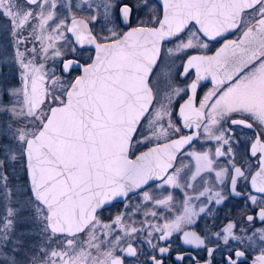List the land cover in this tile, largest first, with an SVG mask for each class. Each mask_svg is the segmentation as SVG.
Instances as JSON below:
<instances>
[{"label": "snow or ice", "instance_id": "1", "mask_svg": "<svg viewBox=\"0 0 264 264\" xmlns=\"http://www.w3.org/2000/svg\"><path fill=\"white\" fill-rule=\"evenodd\" d=\"M33 6L39 11L34 12ZM102 6L107 20L114 5L109 0ZM56 7V0H23V3L0 0V15L8 18L14 30L22 29L34 20L33 31L39 28L43 33L51 28L57 35H49V40L66 39L60 32L65 27L63 21H56ZM120 12L127 22L131 8L122 5ZM65 30L75 36L81 47L86 43L93 45L94 58L84 64L78 60L63 61L65 73L81 69L82 74L67 84L58 77L51 78L52 86L49 87L43 65L25 62L23 53L18 52L23 84L21 89L13 91L18 97L19 110L13 107L11 114L23 119L25 126L17 128L13 134L18 145L16 150L0 149L3 153L0 156V194L6 200H11L14 195L6 169L10 161L18 159V153L25 161L30 203L42 224L41 231L49 241L54 240L59 245L58 248H42L41 259L37 261L34 257L32 264H123V260L113 254L120 237L112 236L107 240L112 226L101 223L98 210L117 197H127L130 192L143 188L151 180H163L172 187H181L182 169H176L170 175L168 171L173 168L176 154L195 136L170 139L171 133H179L181 129L172 123L171 112L164 105L160 110L150 111L155 99L150 76L162 43L181 37L182 33L188 34V38L181 37L176 51H200V54L188 57L180 73L182 77H187L192 70L195 73V79L189 85L191 95L179 107L183 127L199 129L203 125L206 135L223 144H228L229 138L223 130L219 135L216 131L217 126L222 128L221 122L226 118L232 125L254 130L250 155L256 157L257 162L247 165L250 168L247 175L245 164H233L231 170L215 171V176L221 184L227 176L236 195H241L236 192L238 179L250 177L252 190L261 197L249 195L248 199L259 208V220L264 221V0H163L162 16L123 33L111 30V36L100 41L83 21L73 19ZM237 30H240L238 39H225L222 47L208 54L209 42ZM55 55H61L60 51L56 50ZM208 79L213 88L196 106L198 85ZM180 91L173 88L170 95H179ZM234 114H239V118H233ZM165 115L169 117L167 127L160 123ZM145 120L151 137L145 135L138 139V131ZM255 128L260 131L256 132ZM161 137L166 142L141 150V144L152 143L153 138L159 141ZM231 151L229 147L227 152L230 154ZM191 155L196 161L192 179L202 171H214L215 160L209 153ZM215 155L223 156L225 152L218 147ZM214 197L217 204L224 199L219 191ZM144 199L151 201L153 198L145 191ZM191 199L188 197L183 202L182 214L163 224L150 226L160 233L158 239L168 241L173 233H182L184 244L205 249L208 257L221 247L222 241L228 246L229 254L221 264H239L245 252L233 250L230 243L243 240L234 234V223H228L221 232H213L211 236L185 230L186 225H192L199 213L205 211L204 207L195 211ZM171 200L169 195L154 203L170 210ZM13 215L14 211L9 207L0 228L3 264H18L15 255L6 253L14 254L22 245L19 238L11 235ZM151 215L155 217L157 213ZM253 219V216H247L249 223ZM114 223L126 234L137 231L123 225L119 216ZM260 239L264 240V231ZM124 251L129 256L136 255L131 244ZM170 251L171 245L159 247L161 256ZM152 260L153 264H163L156 256ZM176 260L183 262L185 256L178 254ZM205 264H212V260H206ZM253 264H264V250Z\"/></svg>", "mask_w": 264, "mask_h": 264}, {"label": "flooded vegetation", "instance_id": "2", "mask_svg": "<svg viewBox=\"0 0 264 264\" xmlns=\"http://www.w3.org/2000/svg\"><path fill=\"white\" fill-rule=\"evenodd\" d=\"M68 4L65 1L61 2L59 9L57 10V16L62 18L66 15V12L72 13L73 16L69 17L65 27L68 26L69 22L73 19H79L84 21L87 28L91 30L92 34L97 37L100 41L103 37H110L111 30L118 33H123L128 31L133 27H137L141 24L149 23L150 19L154 20L157 16H162L163 10V0H110L114 7L108 13V19H105V9L101 6L92 5H79L77 0H70ZM109 2V0H106ZM66 3V6H65ZM122 5H127L131 8V13L129 15L128 21L125 22L124 18L120 12ZM93 17L96 19L93 20ZM247 19V17H246ZM64 27V33L66 36L65 44L59 45L62 52L66 54V60H78L80 64L86 62H91L90 58H93L95 50L92 48L82 47L78 48L68 35ZM240 35V30L234 33H229L224 38H218L217 41L209 42L210 47L208 54H212L216 49H218L224 42L225 39H238ZM181 37L186 40L188 34L182 33ZM181 37H174L173 39L163 42L161 45L160 55L156 66L154 67L153 74L150 76V83L153 80L154 73H156L163 57L166 55L177 56L179 59V64L174 67V82L175 86L181 87L183 89V96L181 100L174 107L172 117L174 118L177 127L180 125L176 119V113L178 106L186 99L188 92L187 86L193 78V72L191 71L187 77H182L180 73L183 71L184 61L191 55L200 54L197 49H187L184 51H176L177 46L181 43ZM75 49V51H73ZM171 50V51H170ZM63 65V63H62ZM62 65L60 67V72L62 75L67 77H72L73 80L78 75V70L65 73L63 71ZM213 85L206 83L202 85L196 92L195 103L196 106L199 105L200 100L211 91ZM153 94L155 97V92L153 89ZM155 101V99H154ZM153 101V104H154ZM233 118H239V114H234ZM222 128L217 126L218 131L223 130L226 138H229L228 144H223L221 141H211L207 136H203V125L201 128L197 129V136L193 142L182 152H180L174 162L173 168L168 172L172 174L176 169H182L180 185L181 187H172L171 189L165 188L161 189L160 184L164 181L160 180L153 184L148 185L136 194L128 196L123 202L114 203L111 206L97 212V216L101 223L108 224L112 226V232L107 240H111L112 236H119L120 242L116 246L114 255L120 257L123 260V264H153L152 257L163 260V264H196V261H200V264H205L208 259L212 260V264H221V261L226 257L228 253V246L223 245L221 241V247L217 248L212 257H208L207 251L205 249H197L191 245H186L182 242V233H173L170 240L161 241L158 239L160 233L155 232L150 226L163 224L166 221L174 219L177 215L183 212V200L188 197H192L190 200L191 205L194 210L199 212L200 207H204L205 211L199 213L195 218V222L192 225H186V231H195L197 234H205L211 236L213 232H221L228 223H234L236 227L233 232L236 236L243 237L242 242L230 241L233 250H240L245 252V256L241 257L239 264H253L258 256L261 255L262 250H264V240L260 239L261 232L264 231V221H260L258 217L259 208L251 203L248 199L249 195H256L260 199L261 194L255 193L251 188L250 177L248 180L244 178H239L236 185V192L241 193V195H236L232 192L230 181L227 176H225L224 183L221 184L217 181L216 177L213 176L211 172L204 171L195 179H191V172L194 169L195 163H192L188 158H185V154L190 149L195 148L198 151L207 150V147L214 150L217 147L220 148L225 155L219 156L214 164V169L219 171L221 168L231 170L233 164L240 166L245 164V173L247 175L250 170L247 165L256 164V157H251L250 155V144L254 139L253 129H247L242 126L232 125L230 119H225L221 122ZM256 132H259V128H255ZM191 134V131H184L181 129L179 133L171 136L170 139H175L181 136H186ZM204 137V138H203ZM166 140L159 143H164ZM155 146V144L143 147L141 150H146L148 147ZM231 147L232 151L229 154L227 150ZM192 165L191 171H185V165ZM234 174V173H233ZM191 184L192 187H187ZM206 189L208 192H206ZM171 192L172 200L170 202L169 208L162 207H151V209H145L141 205L140 201L136 199L138 209L132 211L129 207L124 210L118 211L120 206H124L125 203L132 204L133 198L139 197L145 191H149V195L153 199H157L165 192ZM219 191L224 199L220 204L215 201L214 193ZM204 193L203 195H200ZM211 197V199H209ZM152 212H156L157 215L154 217L151 215ZM253 216L254 219L251 223L248 222L247 216ZM122 217L123 221L127 223V227L136 228L135 233L128 232L127 234L121 229L119 225H116L113 221L117 217ZM128 223H131L128 225ZM152 232L149 236L148 233ZM104 239V237H101ZM212 239H215L213 236ZM149 240L151 243H149ZM131 244L136 250L135 256H129L126 254L124 249ZM152 245H157L158 247L153 248ZM171 245V251L168 254L161 256L159 253V247H168ZM210 247H215V245H209ZM45 247L58 248L54 240L47 243ZM43 247V248H45ZM42 250V249H41ZM223 250V255L221 251ZM184 255L185 260L183 262L176 260V255ZM42 256V252H41Z\"/></svg>", "mask_w": 264, "mask_h": 264}, {"label": "rangeland", "instance_id": "3", "mask_svg": "<svg viewBox=\"0 0 264 264\" xmlns=\"http://www.w3.org/2000/svg\"><path fill=\"white\" fill-rule=\"evenodd\" d=\"M63 1L68 4L71 2L70 0H56L57 7L54 11L56 21H63L65 25L69 17L73 16V14L71 12L68 13L67 11L66 15H64L62 18L57 16V10L59 9L60 3ZM20 2L23 3V0H20ZM105 2L106 0H77V4L83 6L89 4L101 6ZM33 10L34 12L39 11V9L35 8V6H33ZM35 23L36 21L33 20L30 23L25 24L22 29L14 30L8 18L0 15V149L10 148L12 150H16L18 145L13 134L17 128H22L25 126V121L23 119L14 118L11 114V109L13 107H16V109L19 110V104L17 103L18 97L13 95V91L21 89L23 84V69L20 63V58H18V52L23 53V59L25 62L32 61V63L36 66L43 65V71L47 73L46 79H48L49 87L52 86L51 78L58 77L59 80L64 84H67L68 81L72 79V77L62 75L60 72V67L63 61L66 59V54L65 52L61 51L59 45L65 44L66 39L49 40L47 38L49 35L55 37L57 33L53 32L51 28L46 29V31L43 33L39 28L33 31V25ZM53 27H55V24H53ZM60 32H62L64 37H66L64 33V27L60 29ZM56 50H59L61 55H55ZM178 59L179 58L177 56L166 55L163 57L159 67L156 70V73H154V78L151 80V86L155 92V101L152 108L150 109L151 112H155L160 110L161 105H164L171 112V120L176 127L177 125L174 118L172 117V113L174 111V107L183 96V89L181 87L175 86L176 84H173V77L175 74L173 71L174 67L179 64ZM173 88L181 89L179 95H170ZM19 99H22V97ZM168 121L169 117L165 115L160 123L163 124L164 127H167ZM175 134L176 133H171L170 137ZM216 134L219 135L218 129ZM145 135L151 137V131L147 127L146 120L143 122V126L138 131L137 138L143 139ZM203 136H207L211 141H216L214 137H209L205 134L204 128ZM164 140V137H161L159 141H156L153 138L152 143L141 144L140 148L142 149L143 147L156 144ZM203 152L209 153L215 161L218 158L215 155L216 148L211 150L207 147V150L203 149V151H198L197 149L195 150V148H193L187 151L185 153L187 155L185 158H188L189 156L190 161L195 163L193 166L194 169L191 172V179L196 172V161L191 153ZM2 155L3 153L0 152V156ZM17 155L18 159L14 162L10 161L6 169L9 176L10 187L14 195L11 200H6L3 194H0V228L3 227L5 217L8 215V208H12L14 215L11 217V219H13L14 223L12 226L11 235L13 238H19L22 241V245L16 253L13 254L9 251L6 254L15 255L18 264H32L34 257L37 261L41 259V249L45 247L50 241L41 231L42 224L37 219L34 207L32 203H30L31 193L27 182L25 161L22 157H19L18 153ZM191 169L192 165L190 163L185 165V171H191ZM215 171L217 170L214 169V171H211L214 177H216ZM203 172L204 171L201 173ZM201 173L196 175L195 178ZM160 186L161 189L172 188V186L165 182L160 184ZM146 192L149 194V191ZM206 192H208L207 189ZM169 195L172 197L171 192L168 190V192H165L157 199L146 201L144 199L143 193L139 197L133 198L135 201H133L132 204L128 203V201L124 204V206H120L117 210L121 211L129 207L132 211H136L139 208L136 199L140 201L142 206L146 205L144 206V210L151 209V207L155 206L159 207L154 203V201L164 199ZM115 220L116 218L114 221ZM122 224L127 225L123 219ZM130 224L131 223H128V225ZM9 249H11V245H9ZM3 260L4 256L0 255V264H3Z\"/></svg>", "mask_w": 264, "mask_h": 264}, {"label": "water", "instance_id": "4", "mask_svg": "<svg viewBox=\"0 0 264 264\" xmlns=\"http://www.w3.org/2000/svg\"><path fill=\"white\" fill-rule=\"evenodd\" d=\"M76 20H78V21H81V20H79V19H76ZM71 22H72V20L69 22V24H68V26H70L71 25ZM84 22V21H83ZM85 24V23H84ZM130 30V29H129ZM128 30V31H129ZM68 33V35L70 36V38L72 39V41H73V43L78 47V48H82L79 44H77L76 43V38H75V36H73L71 33H69V32H67ZM173 39V38H172ZM171 40V39H170ZM169 41V40H168ZM166 42V41H165ZM223 45V44H222ZM222 45L220 46V47H222ZM83 47H87V48H92V49H94L95 50V48H94V46L93 45H89V44H85ZM219 47V48H220ZM217 50V49H216ZM215 50V51H216ZM214 51V52H215ZM213 52V53H214ZM212 53V54H213ZM94 56H95V54H94ZM94 56H93V58H94ZM188 59V58H187ZM187 59L184 61V64L186 63V61H187ZM70 60H72V59H70ZM158 61V60H157ZM183 64V65H184ZM62 68H63V65H62ZM78 70V75H80V74H82V70L81 69H77ZM154 70V69H153ZM192 72H193V78H192V80L190 81V83L188 84V86H187V92H188V95H187V97H186V99L180 104V105H182V104H184L187 100H188V98H189V96L191 95V92H190V89H189V85L191 84V82L195 79V73H194V70H192ZM77 75V76H78ZM75 79V78H74ZM206 83H209V84H211V85H213L212 84V82H211V80L210 79H208V80H202L200 83H199V85H198V88H197V90L202 86V85H204V84H206ZM180 105L178 106V109H177V113H176V119H177V122H178V124L180 125V127H181V129L182 130H184V131H191V134H189V135H186V136H195V138H196V136H197V129L195 128V127H193V128H184L183 127V121H182V119L179 117V115H178V113H179V107H180ZM179 138V137H178ZM178 138H175V139H178ZM194 138V139H195ZM193 139V140H194ZM193 140L191 141V143L193 142ZM191 143H189V144H186L177 154H176V157H177V155L180 153V152H182L184 149H186ZM152 147V146H151ZM147 150V149H146ZM146 150H144V151H146ZM175 162V161H174ZM174 165V164H173ZM172 169V168H171ZM171 169H169V171L171 170ZM168 171V172H169ZM26 174H27V170H26ZM158 181H160V180H151V181H149L148 182V184L147 185H144L143 186V188H145V187H147L148 185H150V184H153V183H155V182H158ZM27 182H28V187H29V181H28V176H27ZM143 188H141V189H136V190H134L133 192H130L129 194H128V196H130V195H133V194H136L137 192H139L140 190H142ZM29 190H30V187H29ZM30 193H31V191H30ZM127 196V197H128ZM127 197H117V198H115V199H113V200H111L109 203H107L104 207H102L101 209H99L98 210V212L99 211H101V210H103V209H105V208H107V207H109V206H111L112 204H114V203H120V202H123Z\"/></svg>", "mask_w": 264, "mask_h": 264}]
</instances>
